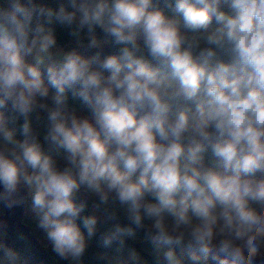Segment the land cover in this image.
Here are the masks:
<instances>
[{"label":"clouds","instance_id":"9594fccd","mask_svg":"<svg viewBox=\"0 0 264 264\" xmlns=\"http://www.w3.org/2000/svg\"><path fill=\"white\" fill-rule=\"evenodd\" d=\"M53 24L80 46L86 29L87 48L119 51L66 50ZM0 187L8 208L27 191L52 250L74 264L100 221L81 217V189L117 221L104 248L122 252L144 229L158 264H264V0H0ZM0 264H24L3 238Z\"/></svg>","mask_w":264,"mask_h":264},{"label":"trees","instance_id":"16d2710c","mask_svg":"<svg viewBox=\"0 0 264 264\" xmlns=\"http://www.w3.org/2000/svg\"><path fill=\"white\" fill-rule=\"evenodd\" d=\"M37 2L46 3L49 6L55 8L58 6L59 0H37ZM160 3L163 7V0H160ZM165 10L167 14H171L170 10ZM52 26L55 29L58 44L65 47L66 50L78 48V50L82 54L89 57L96 54V52L98 51L102 56L115 54L119 51V46L113 44L104 45L102 48H87L86 45L88 41L86 37V29L81 34V39L84 46H80L76 43L75 38L70 35L71 29L69 27L59 24H53ZM96 32L98 36L103 37V33L99 28L96 29ZM52 91L54 90H50V97ZM50 97L47 100V103L49 104H51ZM68 104L70 109H74L78 115H89L87 108L82 104V102L78 98H72L70 93ZM37 114H39L40 116L39 121H37L35 118ZM32 117L34 129L38 133V139L40 140L45 150H47L48 144L44 141V135L47 131L46 113L37 109V111L32 114ZM22 123L23 118L20 117L15 121L14 124H10V127H16L17 129H19ZM17 138L22 139V137L19 135V132H17ZM54 158L56 159L57 166L60 169H63L66 166L65 161L61 156H55L54 154ZM76 200L77 203L82 201L86 203L85 210L83 213H81V217H83L84 215L92 214H96L100 217L96 235L89 242L88 248L86 249V252L81 258L79 264H106L105 261L100 259V254L108 253L111 256L127 255L129 249H135L140 254V256L142 257L141 264H158L157 259L154 255H152L151 243L144 239V229L137 230V236L135 239H125V245L122 252H117V248L119 247L118 242H114L111 248H104L102 246V235L112 226L113 223L117 221L105 222L102 213L97 212L94 208V205L98 202V198L85 194L83 189H81V192L77 194ZM1 214L2 210L0 208V215ZM118 222L122 225L128 224V221L122 210L118 212ZM22 223L28 226L30 234L33 235L36 239V243L30 242L27 238V235L23 231L18 230L8 237L7 245L9 247H12L20 254L24 264H74L71 259H62L52 250L51 242L47 240L44 231L37 226L38 222L35 214L31 210V199L29 197L26 203L25 213L22 217ZM145 223L147 224L149 222L146 221ZM77 224L81 228V231H83L86 235V229H84L83 227L82 220H78ZM0 235L4 238L7 237V235L2 232H0ZM177 251L179 252V249H177ZM159 264H165V262L161 259L159 261ZM209 264H216V262L210 260ZM255 264H261L260 260H256Z\"/></svg>","mask_w":264,"mask_h":264},{"label":"water","instance_id":"95a60500","mask_svg":"<svg viewBox=\"0 0 264 264\" xmlns=\"http://www.w3.org/2000/svg\"><path fill=\"white\" fill-rule=\"evenodd\" d=\"M0 191H2V187H0ZM21 194L24 197V202L18 206L8 208L3 201H0V208L2 210V214L0 215V232L7 235L6 238L0 235V238H3L7 244L8 237L18 230L23 231L30 242L36 243V239L30 234L28 226L22 223V217L25 213L29 196L26 190H23Z\"/></svg>","mask_w":264,"mask_h":264},{"label":"rangeland","instance_id":"374dc122","mask_svg":"<svg viewBox=\"0 0 264 264\" xmlns=\"http://www.w3.org/2000/svg\"><path fill=\"white\" fill-rule=\"evenodd\" d=\"M29 198H30V197H29ZM30 199H31V198H30ZM258 259L260 260V258H257V260H258Z\"/></svg>","mask_w":264,"mask_h":264}]
</instances>
